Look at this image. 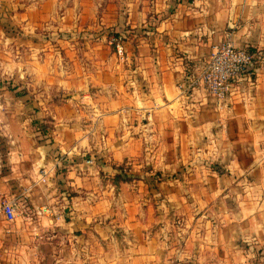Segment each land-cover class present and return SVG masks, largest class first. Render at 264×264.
Listing matches in <instances>:
<instances>
[{
    "label": "crops",
    "instance_id": "1",
    "mask_svg": "<svg viewBox=\"0 0 264 264\" xmlns=\"http://www.w3.org/2000/svg\"><path fill=\"white\" fill-rule=\"evenodd\" d=\"M1 1L13 9L22 4L20 0ZM43 1L52 6L54 0ZM90 2H77L93 13L76 16L80 27L85 26L81 38L100 35L104 40L106 31L125 34L130 48L125 63H116L114 55L97 58L84 52L89 62L77 56L72 63L61 64L59 77L49 61L57 52L48 48L43 63L31 62L27 74L20 61H11L0 46V199H15L18 211L14 222L0 223V264H86L80 250L87 244L84 232L89 221L82 218L84 197L79 192L90 181L100 183L102 169L142 166L152 158L164 168L166 156L189 163L204 153L226 160L233 173L243 166V156L255 151V128L247 130L242 122L255 113L251 104L258 96L254 93L250 98L244 91L245 77L257 70L256 64L231 84L227 106H219L200 83L183 95L180 87L193 83L227 34L235 46L260 53L264 0ZM89 17L93 19L88 22ZM13 19L21 26L30 23L16 12ZM2 37L0 30V42ZM70 48L68 54L75 55ZM39 70L44 73L38 74ZM222 116L228 125V141L212 145L208 139L201 141L216 132V119ZM47 123L42 136L37 126ZM242 134L252 138L246 141ZM83 155L92 162L87 163ZM59 158L62 163H57ZM61 165L66 169L63 173L57 172ZM63 174L71 197L58 191V205L52 206L50 191L56 192V178ZM64 201L72 205L67 216L63 215ZM42 206H49L52 215L40 214Z\"/></svg>",
    "mask_w": 264,
    "mask_h": 264
},
{
    "label": "rangeland",
    "instance_id": "2",
    "mask_svg": "<svg viewBox=\"0 0 264 264\" xmlns=\"http://www.w3.org/2000/svg\"><path fill=\"white\" fill-rule=\"evenodd\" d=\"M79 1L54 0L50 6V2L46 4L43 0H20L22 4L13 9L11 4L8 6L0 0L3 32L0 46L6 52L3 54L11 61H20L22 69L29 74L31 62L42 64L45 53L50 52L48 48H52L51 52H57L53 59H58L49 61L55 65L53 74L59 77L61 64L69 60L72 63L77 56L89 62L87 54L97 58L114 55L116 63H125L130 49L125 34L106 31L104 40L100 35L90 40L81 38L85 26L80 27L76 16L84 11L88 16L93 13L89 7L78 5ZM15 12L30 23L21 26L14 22ZM39 15L42 18L47 15V19L39 20ZM92 19L89 17L88 22ZM112 36L119 37L123 44L124 58L109 43ZM69 47L75 55L68 54ZM84 52L88 53L83 55ZM259 52L254 59L257 70L250 75L252 82H246L244 91L250 93V98L254 93L258 96L251 104L255 113L247 115L242 122L247 130L250 126L255 128V151L243 156L240 170L230 173L226 160L199 151L201 156L189 163L185 160L179 163L166 156L164 168L157 158H152L145 159L142 166L102 169L100 183L90 181L79 192L84 197L80 201L82 218L89 221L84 232L87 244L80 250L88 261L86 264H264V47ZM40 73L44 72L39 70ZM227 126L225 117L216 119L214 128L220 134L215 132L201 141L206 143L208 139L209 145L227 142L230 138ZM39 132L45 134L42 129ZM242 138L249 141L252 135L242 134ZM190 156L194 157L191 152ZM82 157L91 160L86 155ZM253 160H256L254 166ZM65 171L62 165L57 168L59 173ZM56 181V192L50 191L52 206L58 205V191L65 192V196L69 193L67 198L72 194L65 174ZM90 192L88 199L86 195ZM63 205V215L67 216L72 205L67 201Z\"/></svg>",
    "mask_w": 264,
    "mask_h": 264
},
{
    "label": "built area",
    "instance_id": "3",
    "mask_svg": "<svg viewBox=\"0 0 264 264\" xmlns=\"http://www.w3.org/2000/svg\"><path fill=\"white\" fill-rule=\"evenodd\" d=\"M119 38V37H118ZM115 36L109 38V43L114 45L115 52L120 58H124L125 49L121 41ZM255 53H251L244 48L235 46L229 34L225 35L223 41L213 49L204 63L199 75L193 83L180 87L181 95L190 92L194 83H200L204 86L206 92L217 100L219 106H227V99L230 93L231 84L244 78L245 73L254 69ZM251 73H247L246 81L252 82ZM148 117L150 111H146ZM62 158L57 160L60 162ZM91 163V160H87ZM45 173H41V179L45 181ZM40 214L46 216L52 215V210L48 206H42L39 209ZM18 215L15 199H0V223L6 225L15 221Z\"/></svg>",
    "mask_w": 264,
    "mask_h": 264
},
{
    "label": "trees",
    "instance_id": "4",
    "mask_svg": "<svg viewBox=\"0 0 264 264\" xmlns=\"http://www.w3.org/2000/svg\"><path fill=\"white\" fill-rule=\"evenodd\" d=\"M9 88H10V86H9ZM11 89H12V88H11ZM22 94H24V92H23ZM37 127H38L39 131L42 129V132L45 133V131H46V130H45V127H42V128H41V126H37ZM116 177H117V179H121L120 176H116Z\"/></svg>",
    "mask_w": 264,
    "mask_h": 264
}]
</instances>
